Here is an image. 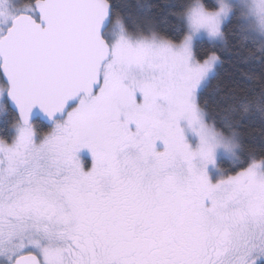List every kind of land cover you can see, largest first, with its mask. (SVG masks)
Masks as SVG:
<instances>
[{"label":"snow or ice","instance_id":"snow-or-ice-1","mask_svg":"<svg viewBox=\"0 0 264 264\" xmlns=\"http://www.w3.org/2000/svg\"><path fill=\"white\" fill-rule=\"evenodd\" d=\"M0 122V264H264V0H0Z\"/></svg>","mask_w":264,"mask_h":264},{"label":"trees","instance_id":"trees-1","mask_svg":"<svg viewBox=\"0 0 264 264\" xmlns=\"http://www.w3.org/2000/svg\"><path fill=\"white\" fill-rule=\"evenodd\" d=\"M126 3L135 5L137 2H149V3H173V4H182L185 3L186 0H125ZM213 0H205V3H212ZM206 47V45L204 46ZM223 59H224V65L220 70L221 77H224L228 74H232L234 78L239 79V75L236 72L235 68L233 67V57L230 55L229 52L225 51L223 52ZM216 83L215 81L213 82ZM255 84L247 85V87H256ZM209 106L213 107L215 105V97L209 95L208 96ZM0 125H2V122H0ZM246 126L248 127L249 131L253 133V142L259 143L260 141V124L258 119L250 120L247 122ZM43 127V126H42ZM46 131L47 128H44Z\"/></svg>","mask_w":264,"mask_h":264}]
</instances>
